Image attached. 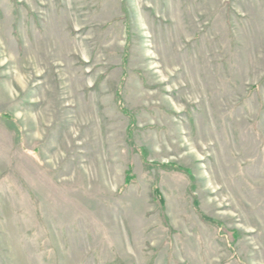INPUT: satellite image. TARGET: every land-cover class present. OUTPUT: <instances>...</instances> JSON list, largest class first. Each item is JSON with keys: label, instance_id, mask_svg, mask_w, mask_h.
<instances>
[{"label": "rangeland", "instance_id": "1", "mask_svg": "<svg viewBox=\"0 0 264 264\" xmlns=\"http://www.w3.org/2000/svg\"><path fill=\"white\" fill-rule=\"evenodd\" d=\"M0 113V264H264V0H0Z\"/></svg>", "mask_w": 264, "mask_h": 264}, {"label": "trees", "instance_id": "2", "mask_svg": "<svg viewBox=\"0 0 264 264\" xmlns=\"http://www.w3.org/2000/svg\"><path fill=\"white\" fill-rule=\"evenodd\" d=\"M126 58V56L124 57V59ZM120 109L124 112V113H126V114H128V111L124 108V107H122L121 105H120ZM0 116L3 118V119H5V120H9V121H12L13 119H14V116L13 115H11V114H9V113H0ZM133 124V118H131V123L129 124V127H130V125H132ZM149 164V163H148ZM150 165H158L156 162H153V163H150ZM161 165H165V166H176L175 164H170V163H167V164H161ZM177 167V166H176ZM178 168H181V167H178ZM181 169H183V168H181ZM184 170V169H183ZM184 171H188L187 169H185ZM134 178V176H133V174L131 173V170H130V168L126 171V176H125V182H124V184L125 185H127L129 182H131V180ZM152 195H153V197L157 200V202H158V204L160 205V206H163L164 205V198L162 197V195H161V193L159 192V190H158V188L156 187V186H153L152 187ZM194 203H197L196 201H194ZM200 214H201V217L203 218V219H205L206 221H209V222H211V223H213V224H215L216 226H219V227H221V224H220V222H218V221H216V220H213V219H211V218H209V217H207V216H205L204 214H202L201 212H199ZM233 232V234H234V231H232Z\"/></svg>", "mask_w": 264, "mask_h": 264}]
</instances>
